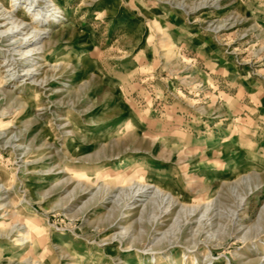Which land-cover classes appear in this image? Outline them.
<instances>
[{
    "label": "rangeland",
    "instance_id": "obj_1",
    "mask_svg": "<svg viewBox=\"0 0 264 264\" xmlns=\"http://www.w3.org/2000/svg\"><path fill=\"white\" fill-rule=\"evenodd\" d=\"M31 1L0 0V264H264V0Z\"/></svg>",
    "mask_w": 264,
    "mask_h": 264
},
{
    "label": "bare ground",
    "instance_id": "obj_2",
    "mask_svg": "<svg viewBox=\"0 0 264 264\" xmlns=\"http://www.w3.org/2000/svg\"><path fill=\"white\" fill-rule=\"evenodd\" d=\"M19 1H21V0H19ZM38 2V4L39 3H41V2H43V1H46V0H32L29 4H30V6L33 4V2ZM17 2V0H12V3H16ZM48 2H50V3H52V5L53 6H55L54 7V9L53 10H51V11H48V13H46V15H44V17L46 16L47 17V20L46 21H43V19L41 20L40 19V21L39 22H37L38 24H43V23H47V22H50V21H55V22H58V21H60L59 20V18H61V17H56V16H54V14L56 13V12H60V13H62V10H60L61 8L59 7V6H57V4H55V1L54 0H48ZM0 8H1V3H0ZM2 8H3V6H2ZM8 12V11H7ZM7 12L4 14V12H0V14L2 15L1 16V19H3L4 21H6V22H3L4 24H1L0 25V28H1V26H5V25H7V24H9L8 22H7V20L9 19V17H8V15H7ZM7 15V16H6ZM35 20V19H34ZM27 24H23L22 23V25L20 26V27H12V28H8L5 32H6V34H11V35H14V34H17V33H19V32H23L26 28H27ZM36 34H35V36L34 37H36V39H38L39 38V33H43L42 31H40V30H37L36 32H35ZM8 36V35H7ZM31 38V37H30ZM28 40V39H27ZM17 41H15L14 43H16ZM13 43V44H14ZM20 44H22V43H20ZM21 47V46H20ZM30 51H31V49H30ZM35 51V50H34ZM33 51V52H34ZM30 53H28V51L25 53V58H26V56H28ZM31 55V54H30ZM28 74V73H27ZM227 172H229V170H227ZM230 173V172H229ZM151 259H153L154 261H155V263L157 262V257H152ZM151 259H149V260H151ZM148 260V261H149ZM131 263V261L129 260L128 261V263L127 264H130Z\"/></svg>",
    "mask_w": 264,
    "mask_h": 264
}]
</instances>
